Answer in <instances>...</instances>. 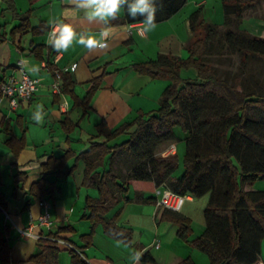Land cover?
I'll return each instance as SVG.
<instances>
[{
  "label": "trees",
  "instance_id": "16d2710c",
  "mask_svg": "<svg viewBox=\"0 0 264 264\" xmlns=\"http://www.w3.org/2000/svg\"><path fill=\"white\" fill-rule=\"evenodd\" d=\"M7 10L20 19L12 34L48 36L51 28L45 24L32 27L30 16L21 17L15 0H2ZM189 0H157L155 25L169 21L177 15ZM224 45L232 53L239 54L244 69L251 61L264 62V38L254 36L240 29L244 12L254 8L261 0H224ZM119 15L107 26H124L143 23L142 17L135 19ZM191 30L195 34L188 46L189 57L183 59L172 54H159L154 60L135 64L134 70L153 80H168L159 108L141 114L130 123L110 130L101 123L98 135L90 140L87 151L76 154L68 150L61 156H51L42 164L39 180L30 188L35 201L45 197L54 198L59 191L56 179L71 175L80 162L85 164L83 186L95 188L98 198L88 197L86 214L92 228L82 236L84 248L69 249L74 264H86L81 260L84 249L93 245L96 229L101 226L109 237L131 244L133 230L117 224V216L109 218V212L127 198L131 184L143 191H155L166 187L172 193L194 198L210 195L204 210L206 228L197 238L193 234V221L181 212L164 209L160 221L177 226V237L204 252L209 264H258L262 256L264 241V191L245 190L264 180V88L253 76L242 75L229 82L218 76L216 68L208 61L219 36V26L208 23L199 8L190 16ZM232 26L237 28L233 29ZM219 43H222L220 41ZM53 49L50 45H34L31 53L43 59V51ZM56 53V51H55ZM182 70H194L196 78L184 79ZM246 70V69H245ZM62 89L74 101V107H81L84 113L91 109V101L100 88L102 78L92 81V86L84 98L75 93V81L68 72L60 71ZM1 94V93H0ZM207 102L218 107L216 113L208 114L204 109ZM252 114L254 117H252ZM66 134L77 126L69 119L62 122ZM182 127L186 133L185 169L175 176L179 169L178 153L167 157L156 156V148L161 144L177 143L181 138L175 132ZM127 136V140L110 145L117 138ZM104 138V141L99 139ZM212 141V143H211ZM211 147L212 144H215ZM219 143V145L217 144ZM7 144L16 157L26 147L24 138L12 137ZM213 146V145H212ZM75 159L72 168L69 162ZM21 181L26 174H19ZM146 201L157 203L156 198ZM4 197L0 191V208L4 209ZM72 233L71 227H63L51 234L54 240H45L41 253L31 260L36 264H59L61 233ZM2 264L12 258L7 241L0 239ZM141 264H158L150 251L140 258ZM180 264H195L191 258Z\"/></svg>",
  "mask_w": 264,
  "mask_h": 264
},
{
  "label": "crops",
  "instance_id": "0c3cea01",
  "mask_svg": "<svg viewBox=\"0 0 264 264\" xmlns=\"http://www.w3.org/2000/svg\"><path fill=\"white\" fill-rule=\"evenodd\" d=\"M15 1L20 16L29 15L31 26L34 28L42 23L52 28L54 25L50 21H59L73 25L77 31L98 33L104 27L109 29L107 46L104 48L88 50L73 43L66 51L51 52L45 49L43 59H39L31 53V50L34 45L49 46L48 36H34L31 33L14 36L12 31L21 24V21L8 11L6 4L0 0V93L3 84L10 77H20V62L23 63L27 73L39 81V91L35 97L30 101L21 102L16 109H12L10 101L0 94V191L5 205L4 209L0 208V239L7 241L11 248L12 258L8 264H36L31 259L41 253L43 241L54 240L51 234L57 233L60 228L71 227L74 232L59 235L60 238L70 240L68 243L58 241L59 264H74L69 249L75 247L69 243L84 248L82 236L89 234L92 228L91 222L84 217L88 215L86 200L88 197H99L97 189L83 186L85 164L80 162L71 175L56 179L59 191L52 199L45 197L35 201L29 193L30 188L39 180L42 164L49 157L61 156L68 150H73L76 154L87 151L91 146L90 140L98 135L99 124L104 123L110 130H115L125 123L134 121L141 114L159 108L162 95L170 85V81L153 80L140 75L133 66L153 60L151 55L153 49L158 50L157 56L172 54L185 59L184 52L187 51L189 54L187 48L194 37L190 24L192 14L186 12L180 19L188 2L169 21L156 25L155 30L144 31L143 23L133 24L132 26L137 25L138 28L143 25V33L140 34L138 28H133L131 25L107 26L102 22L87 21L76 9L74 0ZM204 5H206L205 0L195 3V6L202 11L205 10ZM124 13L122 9L118 15L122 17ZM247 30L255 36L264 38V31L255 34L250 27ZM166 36L172 38L168 51H164L161 46V39ZM182 50L183 53H180ZM74 65L77 66L76 70H69L68 73L75 81V93L80 98H84L89 92L94 79L102 78L101 86L91 101V109L88 113H84L81 107H74V101L69 94L62 91L58 94L55 91L57 83L62 89L63 80L60 71L71 69ZM33 67L38 71L29 70ZM191 76L196 78V72ZM37 104L43 106V122H36L31 118ZM65 119L77 125L70 134H66L63 128L62 122ZM12 137L18 140L24 138L26 141V147L18 157L7 144ZM99 140L104 141V138ZM125 140L127 136H122L112 141L110 145ZM176 153L179 154L178 146H175ZM74 164L75 159H72L68 167L72 168ZM19 174L27 175L23 182ZM254 188L257 187H248L245 190L264 191ZM131 189L137 195L135 200L130 197ZM127 198L130 201L121 199L119 205L109 212L108 217L117 216L119 226L133 230L131 244L109 237L99 226L96 229L93 245L84 249L81 260L86 261V264H133L131 256L139 253L136 264H141L142 254L150 251L158 264H180L187 258H191L195 264H209L208 257L196 252L178 253L167 250L160 254L161 248L158 250L154 248L157 240L160 242V228L165 223L161 222L160 218L163 210L166 209L158 207L156 189L143 191L131 184ZM148 198H156L157 203L146 201ZM42 201H47L52 206L51 227L39 226L43 213L40 205ZM186 201L195 203L196 200L191 196L185 197L180 210L181 214L193 221L190 213L183 212ZM205 228L206 223L198 237ZM29 231L32 232L31 236L23 235V232ZM194 232L193 227V234ZM261 262L264 264L263 255ZM0 264H2L1 249Z\"/></svg>",
  "mask_w": 264,
  "mask_h": 264
},
{
  "label": "rangeland",
  "instance_id": "374dc122",
  "mask_svg": "<svg viewBox=\"0 0 264 264\" xmlns=\"http://www.w3.org/2000/svg\"><path fill=\"white\" fill-rule=\"evenodd\" d=\"M200 1L203 0H190L188 5L184 8L183 13L180 15L181 16L180 19L183 18V16H185L186 12L189 13V15L196 12L198 8L195 6V3ZM205 1H206V5H204L205 10L203 11L204 19L208 23H213L219 26L218 28L219 36L215 40L214 48L208 57L209 58L208 61L216 68L218 76L222 79H227L231 83L233 82L234 78L240 75H242L244 79L253 76L254 79L259 83V85L263 86L264 88L263 61L260 60L251 61L248 68H245L246 70L244 69V75H243V68L241 64L240 55L232 53L231 50H229L226 47H222L224 45L223 33L227 29L224 26V21H225L224 2H223L224 0H205ZM249 27L250 29L253 30L255 34H261L264 31V0H261V2L258 3L256 7L247 8L245 10L240 29L248 31L247 28ZM232 28L237 30V28H235L234 26H232ZM171 39L172 38L168 36L162 37L161 46L164 51H168L167 49L171 43ZM220 41H222V43H219ZM157 51H158L157 49L156 50L153 49V54H151L153 55L152 57L154 60L157 58ZM180 53H183V50ZM188 55L189 54L187 53V51H185L184 52V56L186 57L185 59L189 57ZM182 72H183L182 77L184 79L187 78L194 79L193 76H191V74L192 75L195 74L193 70H184ZM204 110L208 114H212L218 111V107L216 108L215 106H213L211 102H207ZM252 117H254L253 114ZM175 132L181 138V141L177 143H166L159 145L156 148V156L167 157L169 155H173L175 154V146H178L180 165L175 176H180L185 169L184 157L186 153V142L184 141V139L186 138V133L182 129V127H176ZM217 144L219 145L218 142ZM212 145L211 147H214V145H216V142L215 144ZM254 186L257 187L254 189L264 190V180L257 181ZM246 188L247 187H244V189ZM131 190H132L131 191L132 194L130 197L135 200L137 195L135 194V192H133V189ZM162 191L164 193L165 189H163ZM195 200H196L195 203H191V201H186V206L184 207L183 210V212L190 213V215H192V219L194 222L193 227L195 229V232L190 237L191 239L198 237L199 233L202 232L203 227H205L206 221L204 216V210L209 204L210 195H205L203 197L195 198ZM176 231H177V226L174 225L173 223H169V222L163 223L162 227L160 228V232H161L159 238L160 247L158 248V249L161 248V250L159 251L160 254L167 252V250H171L172 252L178 251V253L179 252L185 253L192 251L201 254L202 256L207 258V255L204 252L199 251L193 248L188 243L180 240L176 236ZM137 235H139V232H137ZM262 255L264 258V241L262 244Z\"/></svg>",
  "mask_w": 264,
  "mask_h": 264
},
{
  "label": "clouds",
  "instance_id": "9594fccd",
  "mask_svg": "<svg viewBox=\"0 0 264 264\" xmlns=\"http://www.w3.org/2000/svg\"><path fill=\"white\" fill-rule=\"evenodd\" d=\"M157 0H74L76 9L82 17L89 22H102L108 25L109 21L115 19L121 10H125L128 17L133 19L143 18L144 31H151L155 28V14ZM54 26L51 28L47 44L57 51H66L73 43L83 46L85 49L93 50L107 46L109 37L108 27L99 30L98 33L90 31H77L69 23L50 21ZM30 71H38L33 67ZM36 122H43V106L37 104L32 112ZM133 264L139 260V253L131 256Z\"/></svg>",
  "mask_w": 264,
  "mask_h": 264
},
{
  "label": "built area",
  "instance_id": "2783aa9c",
  "mask_svg": "<svg viewBox=\"0 0 264 264\" xmlns=\"http://www.w3.org/2000/svg\"><path fill=\"white\" fill-rule=\"evenodd\" d=\"M131 27L138 26L134 25ZM138 32L140 34L143 33V25H140L138 28ZM77 68L76 65L72 66L71 69H65L63 72L66 73L69 70L75 71ZM19 73L20 77L12 76L10 77L2 86L1 94L3 98H7L10 101L12 109L18 108L21 102L32 100L37 92L39 91V81L32 78L27 71L24 69L23 63L19 64ZM55 91L59 94L61 93L60 84H55ZM163 189L157 188L156 195L158 197V207H164L166 209L172 210L174 212H180L183 203L185 202V197H180L174 193H172L168 188L165 187V192L163 193ZM41 207L43 209V213L39 220V226L41 227H51L53 224L51 209L52 206L47 201L41 202ZM24 236H31L32 232H23ZM160 247V242L157 240V244H155V248ZM81 257H83L81 255ZM86 262V261H85ZM258 264H263L261 261Z\"/></svg>",
  "mask_w": 264,
  "mask_h": 264
}]
</instances>
